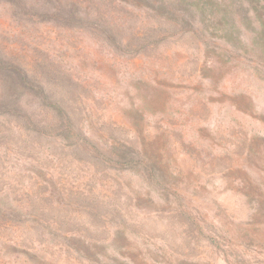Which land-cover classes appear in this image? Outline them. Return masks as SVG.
<instances>
[{"label":"rangeland","instance_id":"374dc122","mask_svg":"<svg viewBox=\"0 0 264 264\" xmlns=\"http://www.w3.org/2000/svg\"><path fill=\"white\" fill-rule=\"evenodd\" d=\"M0 0V264H264V0Z\"/></svg>","mask_w":264,"mask_h":264},{"label":"trees","instance_id":"16d2710c","mask_svg":"<svg viewBox=\"0 0 264 264\" xmlns=\"http://www.w3.org/2000/svg\"><path fill=\"white\" fill-rule=\"evenodd\" d=\"M250 1H251V0H250ZM175 2L183 3L184 0H175ZM158 3H164V4L166 5V8H167V6H168V3L164 2V0H159Z\"/></svg>","mask_w":264,"mask_h":264}]
</instances>
